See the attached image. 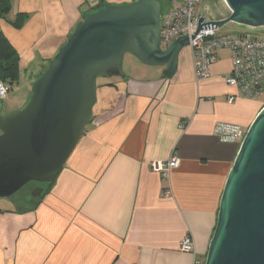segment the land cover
<instances>
[{"label":"crops","instance_id":"obj_1","mask_svg":"<svg viewBox=\"0 0 264 264\" xmlns=\"http://www.w3.org/2000/svg\"><path fill=\"white\" fill-rule=\"evenodd\" d=\"M132 1L11 0L0 32L19 54L18 93L12 89L0 100V121L28 103L32 83L85 16ZM19 14L26 17L16 28ZM216 57L210 76L199 80L185 46L171 78L164 67L133 63L123 78L97 85L90 124L56 179L33 207L0 204V264H192L194 255L204 260L241 142L222 141L218 126L246 132L264 106L261 96L227 101L236 91L224 81L231 70L229 50H217ZM172 154L179 164L164 181L149 164ZM167 185L169 196L163 193ZM185 235L193 240V253L179 248Z\"/></svg>","mask_w":264,"mask_h":264},{"label":"water","instance_id":"obj_2","mask_svg":"<svg viewBox=\"0 0 264 264\" xmlns=\"http://www.w3.org/2000/svg\"><path fill=\"white\" fill-rule=\"evenodd\" d=\"M223 2L228 16L205 22L200 15L192 38L227 22L264 26V0ZM160 31L158 0L108 5L75 26L32 83L28 103L0 121V198L30 182L56 179L91 120L97 78H123L126 53L145 65L164 67L163 75L172 77L189 37L180 35L163 49ZM204 264H264V106L227 174Z\"/></svg>","mask_w":264,"mask_h":264},{"label":"built area","instance_id":"obj_3","mask_svg":"<svg viewBox=\"0 0 264 264\" xmlns=\"http://www.w3.org/2000/svg\"><path fill=\"white\" fill-rule=\"evenodd\" d=\"M202 0L174 1V8L165 14H161L160 46L165 49L178 36L188 38L187 46L191 50L193 71L196 80L210 76L213 63L216 62V52L219 49L229 50L231 59V70L225 77V83L235 88V93L229 94L227 101L231 103L236 96L259 98L264 92V35L252 36L244 32L232 35H216L215 28H204L197 32V6ZM209 21L205 18V22ZM7 86L0 81V100L8 95ZM186 121L180 123L184 128ZM218 135L222 141H242L245 131L232 124H221L218 126ZM241 143V142H240ZM179 164L177 156L172 154L166 161H152L150 168L160 173L162 180L167 181L171 169ZM163 193L165 196L171 194L167 185ZM183 252L193 253V240L190 235H185L179 243ZM192 264H204V260L193 257Z\"/></svg>","mask_w":264,"mask_h":264},{"label":"rangeland","instance_id":"obj_4","mask_svg":"<svg viewBox=\"0 0 264 264\" xmlns=\"http://www.w3.org/2000/svg\"><path fill=\"white\" fill-rule=\"evenodd\" d=\"M160 4V12L161 14H165L171 9L174 8V1L175 0H158ZM197 12L200 15H203L208 20H218L222 19L228 16L229 11L223 0H202L199 5L197 6ZM246 33L252 36H260L264 35V26L258 27V28H250L244 25L236 24L235 22H227L223 26L219 28H215V34L216 35H232L237 33ZM134 60V61H132ZM134 64H143L139 60H137L132 54L126 53L123 58V71L124 73H127L129 71V66ZM148 66V65H147ZM149 68V67H147ZM150 68H154L153 66ZM116 77L114 76H99L97 78V85H105L110 80L114 79ZM13 92L18 93L17 89L14 87ZM260 100L264 102V92L262 93ZM90 124V122H89ZM89 124L86 126V128L89 126ZM85 128V129H86ZM37 182H30L26 184L22 189H20L18 192L13 194L9 198H0V204L3 206H23L24 204L19 202L18 197L27 196L30 192V190H33L35 188ZM38 187V186H37Z\"/></svg>","mask_w":264,"mask_h":264},{"label":"trees","instance_id":"obj_5","mask_svg":"<svg viewBox=\"0 0 264 264\" xmlns=\"http://www.w3.org/2000/svg\"><path fill=\"white\" fill-rule=\"evenodd\" d=\"M11 7V0H0V17L5 16ZM105 7V6H104ZM102 7H97L94 11ZM24 14H19L12 25L20 28L25 20ZM19 54L7 40L5 35L0 32V81L12 90L19 80ZM50 184V183H47ZM33 207V206H31ZM27 209L30 207H26Z\"/></svg>","mask_w":264,"mask_h":264},{"label":"flooded vegetation","instance_id":"obj_6","mask_svg":"<svg viewBox=\"0 0 264 264\" xmlns=\"http://www.w3.org/2000/svg\"><path fill=\"white\" fill-rule=\"evenodd\" d=\"M37 186H35V188L33 190H30L29 194H28V197L26 196H22V197H18V200L19 202L23 203L24 205L23 206H19V207H23V208H26V207H31L32 205L35 204L38 196H40L44 190H45V186H46V183H38L36 184ZM39 189L41 191H39Z\"/></svg>","mask_w":264,"mask_h":264}]
</instances>
